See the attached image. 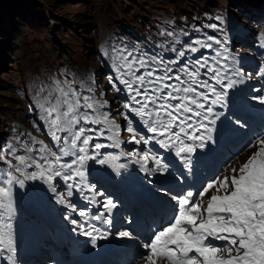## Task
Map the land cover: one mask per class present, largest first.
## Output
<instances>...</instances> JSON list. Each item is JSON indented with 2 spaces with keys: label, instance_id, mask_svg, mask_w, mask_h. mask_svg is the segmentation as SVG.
Masks as SVG:
<instances>
[{
  "label": "snow or ice",
  "instance_id": "1",
  "mask_svg": "<svg viewBox=\"0 0 264 264\" xmlns=\"http://www.w3.org/2000/svg\"><path fill=\"white\" fill-rule=\"evenodd\" d=\"M190 51L196 52L197 49L192 47ZM179 55L184 56V52H179ZM113 60L115 70L119 74L118 78L129 93V101L124 104V107L145 118L143 123L149 132L158 136L168 135L169 140L174 138L173 142L180 141L183 146L179 147L177 155L194 152L193 146L183 144L181 134L188 139L203 140V136L189 135L188 129L193 128L190 121L194 117L207 120L208 116L204 115V112L209 114L213 112L212 107L205 108V104L199 102L201 98L207 101L208 95L197 91V88L202 87L207 88L209 93H216L208 80L197 79L200 69L207 67V61L205 60L204 63L196 61L198 67L191 69L187 65L182 67L180 71L187 77L182 79L179 74L169 75L173 72L171 67L166 65L162 69L153 67L155 64H163V60L157 61L156 57H152L149 61L146 56L138 57L132 52L125 53L119 50ZM141 69L144 71L141 72ZM161 71L163 74H158ZM207 73H213L212 79H216L219 70L207 67L205 75ZM173 80L178 83L166 82ZM55 93V95L49 93L51 98L44 99L40 108L43 113L42 119L47 122L53 140L57 142L61 140L57 132H67L64 144L58 149L59 154L49 150L47 146H42L40 151L45 154L40 159L45 162L46 167L45 164L36 160L28 163L25 157L18 156L16 170L22 171L19 165L24 167L35 165L40 171L29 174L28 178H41L50 187L54 177H62L67 184L68 195L71 196L73 184L67 182L73 181L75 177L83 179L84 162L87 159H95V156L88 155L87 146L93 137L86 133L95 132L97 129L86 128L84 125L89 123L105 125L106 128L99 129L100 134L103 135L105 130L110 132L109 138L117 147L121 142L120 125L115 120L109 119L108 113L100 112V109L106 106V101H99L92 96L81 97L70 86L61 87L59 82H57ZM178 93L181 95H177ZM221 99L222 97L217 95L212 103H218ZM174 100L178 102L171 103ZM134 105H140V107L134 108ZM200 127L207 129V125L203 123H200ZM173 128H177L178 131L173 132ZM127 131L133 133L132 142H141L136 139L131 121H128ZM144 142L148 141L144 140ZM38 143L42 144V142ZM159 143L165 147L168 146L164 140H160ZM199 146L203 147V144ZM252 146L257 147L258 150L238 170L233 168L231 177L214 179L197 193L188 191L178 199L173 197L177 199V212L165 226L154 231L150 240L144 245L145 248L150 249V254L146 256L147 264H160V262L165 264H264V138L257 139L255 145H249V147ZM101 147L104 145H93L94 149ZM68 155L75 159L71 163L62 164V157ZM96 155L99 153L97 152ZM148 160L149 156L145 154L135 162L143 161L146 164ZM98 162L103 164L106 160L100 159ZM155 163L160 171L165 170L166 166L162 165L160 160L156 159ZM76 164H79V167L73 168ZM9 175L11 176L10 173ZM13 181L23 186V180H16L14 176L7 181H0L8 185V187H0V211L11 208ZM75 186L79 187V184ZM211 189H215L216 194L210 196L206 207L193 199L194 196L203 197ZM52 190L55 191V188L53 187ZM59 202L64 201L61 198ZM114 207L116 205L111 200L104 204V208L109 212ZM80 215L83 216L84 213L81 212ZM96 218L100 219V217ZM72 223L77 222L73 220ZM107 223L111 221L108 220ZM86 234L91 235V232ZM131 235L129 231L119 232L121 238H130ZM214 241L227 243L216 245ZM0 243H3L2 239ZM94 243L95 238H93Z\"/></svg>",
  "mask_w": 264,
  "mask_h": 264
},
{
  "label": "rangeland",
  "instance_id": "2",
  "mask_svg": "<svg viewBox=\"0 0 264 264\" xmlns=\"http://www.w3.org/2000/svg\"><path fill=\"white\" fill-rule=\"evenodd\" d=\"M110 0H0V108L1 104L11 106L17 110L18 104L10 101L11 98L15 97V91L9 93V87L14 88V82L21 78L22 75H27L29 70L33 68V61L26 63L23 53V43L17 39L16 33H19L22 37H26V45H31L32 49L26 50V53H34L37 64H45L46 75H49V82H56L55 78L52 76V72L58 70L59 66L62 64H68L70 68L73 65H79L82 67H88L90 65H98L95 61L94 52L97 46L98 40L93 37V33H89L87 28L83 29L87 24L85 19H82L80 13L88 12V7H101L102 11L98 14H94V19H104L102 29L109 28V30L114 26L120 25V20L122 17L134 19V25L139 26L142 23V19L135 17L138 14H129L131 6V0H122V4L118 3L114 6L112 4L108 5ZM120 2V0H118ZM172 7L179 5L176 0H167ZM255 4L264 8V1L254 0ZM187 8L190 13L198 12L202 10H207L211 6L227 7L230 10H234V5L240 4L243 7H247L251 0H236L232 3L231 0H186ZM245 2V3H244ZM124 3H128L127 6H123ZM224 3V4H223ZM122 5V6H120ZM108 9V10H107ZM111 12V18L105 20L107 12ZM163 9V8H158ZM148 16L146 11L140 10ZM182 13H187L182 11ZM148 17H151L149 15ZM67 18V20H66ZM79 23H74V22ZM82 23V24H80ZM51 25V27H48ZM73 31L76 33L65 35H60V33L66 32L70 26H74ZM57 27V29H56ZM60 29V31L58 30ZM101 31L96 32L95 36L98 38L101 36ZM62 36V38L60 37ZM36 37L38 38L37 46L34 44L36 42ZM56 39L59 42V46L56 45L53 40ZM10 40V41H9ZM54 40V41H56ZM37 47V48H36ZM74 48L75 51H73ZM81 56L83 64L78 60ZM264 58V55L261 56ZM112 70L111 66L107 64V67L100 71L99 81L101 84H109L113 82V75L110 73ZM261 71H264V66L260 67ZM73 79L75 78V85L73 82V87L76 92L82 90V85L77 82L76 77L71 73ZM21 81V80H19ZM37 83L41 82L39 76L36 79ZM18 83V82H17ZM57 84V83H56ZM95 86V85H94ZM108 90L112 87L107 86ZM85 92L87 90L91 91V88L85 86ZM35 94V111L36 118L34 124L37 128L42 127V110L40 104L44 102V99H50L47 91L34 89ZM9 109V108H7ZM5 110L3 113L7 114L9 111ZM3 119L0 115V136L3 133V128L1 124ZM48 128V124L45 121ZM49 129V128H48ZM48 134V132H47ZM63 132H57V135L62 138ZM35 145L33 147L23 146V149L28 150L31 153V159L36 160L41 164H45L43 160L40 159L45 153L40 151L42 146H47L49 150L52 149V142L55 144L56 141L52 139L51 135L49 139L39 138L35 136ZM38 142H42L38 143ZM32 149V150H31ZM31 150V152H30ZM34 171H40L34 165ZM16 223L15 219H12ZM24 228V225L22 224Z\"/></svg>",
  "mask_w": 264,
  "mask_h": 264
},
{
  "label": "trees",
  "instance_id": "3",
  "mask_svg": "<svg viewBox=\"0 0 264 264\" xmlns=\"http://www.w3.org/2000/svg\"><path fill=\"white\" fill-rule=\"evenodd\" d=\"M176 1L179 4H180V2H184V0H176ZM156 3H157V7H164V6H169L170 5L167 0H156ZM88 11L90 13H93V14H98V13H100L102 11V8L101 7H92L91 5H89ZM80 15H81L82 19H85V20H87L88 19V16H89V14H88L87 11L84 12V13H80ZM65 34H66V32L60 33V35H65ZM17 39H19L23 43V46L26 44V37H22L21 38V35L19 33H16V40Z\"/></svg>",
  "mask_w": 264,
  "mask_h": 264
},
{
  "label": "bare ground",
  "instance_id": "4",
  "mask_svg": "<svg viewBox=\"0 0 264 264\" xmlns=\"http://www.w3.org/2000/svg\"><path fill=\"white\" fill-rule=\"evenodd\" d=\"M232 1H233V0H232ZM251 1H252V0H251ZM210 162L212 163V162H214V161L211 160ZM185 168L189 170V169H191V166H190V165H185ZM175 180H176V177H172V178L170 179L171 182H175Z\"/></svg>",
  "mask_w": 264,
  "mask_h": 264
}]
</instances>
